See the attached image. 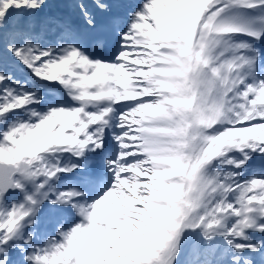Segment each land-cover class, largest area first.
<instances>
[{
  "label": "snow or ice",
  "instance_id": "6c2138e0",
  "mask_svg": "<svg viewBox=\"0 0 264 264\" xmlns=\"http://www.w3.org/2000/svg\"><path fill=\"white\" fill-rule=\"evenodd\" d=\"M0 264H264V0H0Z\"/></svg>",
  "mask_w": 264,
  "mask_h": 264
}]
</instances>
